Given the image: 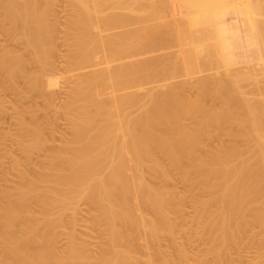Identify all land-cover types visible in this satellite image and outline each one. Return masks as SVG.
Masks as SVG:
<instances>
[{
    "label": "bare ground",
    "instance_id": "1",
    "mask_svg": "<svg viewBox=\"0 0 264 264\" xmlns=\"http://www.w3.org/2000/svg\"><path fill=\"white\" fill-rule=\"evenodd\" d=\"M57 1L0 0L2 30L9 41L24 44V52L29 54L24 58L20 48L18 53L10 47L1 50L0 72L6 73L11 84H5L13 89L18 87V77L26 79L32 90L56 87L60 73L54 76L49 65L60 35L55 21ZM167 1L154 0L139 16L132 14L134 0L67 1L64 45L68 53L62 62L64 69L68 67L63 69L65 73H70V87L60 105L62 111L51 105L56 92H43L50 93L46 100L67 120L70 134L60 139L59 146L50 143L57 147L52 145L55 149L50 150L37 119H18L26 153L34 149L44 152L46 143L50 152L45 154L47 161L31 172L20 159L13 162L12 172L16 171L19 180L11 189H2L0 253L5 251L20 264H142L140 256L132 252L136 250L133 240L139 236L143 240L139 250L149 256L147 264H154L155 259L175 264L160 248L159 239L175 228L176 215H182L184 206L182 199L175 202L169 189L149 181V177L170 178L158 154L169 160L184 181L209 193L208 199L199 195L194 200L201 229L212 241L215 232H220L222 242L215 249L219 259L253 225L264 233V99L252 103L243 98L241 104L233 94L235 83L226 77H200L196 100L183 94L186 83L169 81L178 77L180 67L176 60L175 64L166 62L168 66L167 56L165 60L159 53L170 22ZM222 3L217 0L214 4ZM195 57H200L199 52ZM30 63H38L42 71H29ZM139 92L145 93L147 102H142ZM213 99H220V105L215 100V105H209ZM240 107L245 115H240ZM25 109L33 113V109ZM186 118H192L194 124L187 125ZM224 121L240 128L228 132L230 141L221 140L208 148L204 139L225 132ZM82 199L97 208V221L105 222L109 229L107 242L93 255L94 260L80 247L75 229L68 232L66 249L56 244L57 227L67 226L69 231L71 221L72 230ZM57 207H72L67 224L61 212L54 211ZM155 244L159 249L149 253Z\"/></svg>",
    "mask_w": 264,
    "mask_h": 264
},
{
    "label": "rangeland",
    "instance_id": "2",
    "mask_svg": "<svg viewBox=\"0 0 264 264\" xmlns=\"http://www.w3.org/2000/svg\"><path fill=\"white\" fill-rule=\"evenodd\" d=\"M58 1L56 3H58L59 6H57L58 4H55V8L57 10L55 21H57V24H59L58 28H60V31L58 28L57 29L60 35H58L59 33L57 31L58 34L56 33V35L58 36L56 37L55 41L57 53L52 58L53 62L49 65V67L52 66V69H50L52 70V72H54V76H59V73L60 76L62 75L61 73L65 74L64 78H60V76L58 77L60 78L59 81L57 78L59 87L57 86V83L55 84L56 87L54 86L55 88L52 87L53 92H56V96H53L55 97V102H53L54 104L51 105L52 107L53 105H56V107L53 108L59 109L61 108L60 105H63V103L65 102L64 100H66V89L67 91H69L68 88L70 87V79L68 76L70 73H65L68 67L64 69L63 66V59H67L66 53H68L66 47L67 45L64 43V39L66 36L64 26L69 17L68 9L70 6L68 5L69 3L67 4V1L69 0ZM153 1L154 0H134L133 6L135 7V10L132 12V14L134 16H139V14L141 15L144 11L143 9L149 8L150 3ZM168 1L165 6L167 7L168 5V9H165L169 13L167 14L170 15V22L169 26H167L166 29L167 32L164 34L165 36L163 41V49H161L159 53H163L161 54L165 60L167 56L168 60L165 61V63L170 62V64H175L177 62L176 65L178 64L180 67V70L177 74L178 77L169 79V81H174L176 83H186L187 89L184 90L185 92L183 91V94H186L185 96H190L191 99L196 100L198 98L199 90L197 81L200 77H226L231 79L235 83V91H233V94H235L234 96L237 101L241 102L244 99L250 98V101H252V103H255L259 102V100L264 99V0H226L227 4L224 3V0H220V3H223L222 6L218 7V4L215 5L217 0H197L198 6L195 4L196 0H188L189 4L193 3V6L191 4L190 6L186 4L187 0ZM184 1L186 2L184 3ZM205 1H207L208 3ZM211 3L215 6H213ZM146 4H148V6H146ZM210 4L211 6H209ZM65 5L68 6L66 7ZM195 6L197 7L195 8ZM138 8H140L141 10H138ZM0 19L2 18L0 17ZM56 19H58L59 21ZM2 29L3 28L0 29V48H2L0 49V53L1 50L3 51V49L9 47V49H14V51L18 53V50L20 48L19 52L21 53L19 54L23 53V55H25L24 58H26L29 54L27 55L28 52H24V44L21 43L22 45L20 44V47L17 46L18 41H15L16 39H13V42H11L12 40L9 41V36H7L6 34L7 32L5 33V31ZM2 32H4L5 34H2ZM3 35L6 36L4 37ZM3 39L4 41H2ZM16 42L17 44L15 45ZM1 45H4V48L1 47ZM195 52H199L200 57H195ZM64 55L66 57H64ZM65 63H67V61ZM183 63L184 65L186 64L188 66H184ZM30 64L31 67L29 66V71H42V68H39L40 66H38V63H34L35 65H33L32 63ZM166 64L168 66H171L169 63ZM52 72L50 71V73ZM0 75V102L4 103L3 105L1 104L2 106L0 105L1 201L2 189H11L18 183L19 180L15 173L16 171L12 172L14 170V160L16 158L20 159L22 163L27 166L25 167L30 172L33 171L37 165L47 161L46 152H50L47 151V149H49V146L51 145L50 150L54 147L57 148L54 144H57V146H59V144L62 143V140L60 139H63L64 135L66 136L70 134L68 133L70 130L68 129V125H66L67 120L64 119V116H61L62 114L59 111L61 109H57L58 111L53 109L51 105L48 104V99L46 100V96H48L52 90L46 91L47 89L45 90L43 88L46 92H50L48 95L46 94V92H43V89V91L32 90L27 80L23 77V79L21 77H18V79L16 78V80L20 83L16 81L17 84L15 85H18V87H16L17 89H13L12 86L9 85V87L7 85L10 82L8 81V83L6 80L8 79L6 78V73L4 74V72H0ZM6 82L7 84H5ZM189 84H191L192 86H190ZM54 89L56 91H54ZM17 90L19 91L17 92ZM139 95L143 103L147 102V97L144 92H139ZM214 100L215 99H213V101L210 100V103L208 104L215 105V103H217V106H219L221 100L217 99L215 100V103ZM207 102H209V99ZM140 105L141 104H139L137 108H139ZM25 107H28V110L29 108L33 109V113H30V110V112H28L27 109H25L24 111L23 109ZM130 108H132V110H138L137 108ZM130 108L128 107V110ZM24 112L26 114H24ZM239 113L240 115L246 114L242 107L239 108ZM22 114H24V116H22ZM20 117H25L24 120L26 122L32 121L31 118L37 119L36 121L40 123L39 125L41 130L43 128L42 133L44 131V137L47 136L45 138H48L47 142L49 144L54 142L55 143L48 145V147L46 146V143V145L44 146L46 147V149H44V147L42 148L44 152H41L40 149L39 152L37 151V149H34L31 153H26L25 146L22 143L24 138L22 139L23 136L19 132L21 130H18V119H20ZM185 122L189 126H192L194 124V120H192V118H186ZM224 126L226 127V131L222 134L214 132L210 137H206L204 139L205 145L208 148L216 146L217 143L221 140H224L225 142L230 141L232 137L228 134V132H230V130L232 129L236 130L240 128L239 124H231L229 121H224ZM54 130L56 131V133ZM16 135H21V139H16ZM26 138L28 139V137ZM50 138L52 139V142ZM22 144L24 146V149L22 148ZM52 145L54 147H52ZM158 156L160 161L167 169L170 178L169 180H164L161 177H149V181L151 183H155L159 186L169 189L176 197V199H174L175 202L177 203L179 199H182V204L184 206H182L183 209L180 213L183 216H180L179 214L176 215L177 218L175 220V228L170 232H164L159 239V245H161L160 248L165 251L166 257L170 258V260L172 259L175 264H177L179 261L180 263L183 262L182 264H264V233L261 232L262 230L258 225H253L251 229L243 233L242 238L238 241L239 244L237 243L228 245V254L225 255L222 259H219L217 257L215 249L218 248L222 242L220 238V232H215L216 239L212 241L209 238L208 234H206V232L201 229L198 223L196 212L197 209L194 200L195 197L199 195L204 199H208L210 196L209 193L201 191L195 186L190 185L189 183L184 181L180 172L172 167L166 157L159 154ZM212 209L215 210L214 207H212ZM54 211L59 215L62 214L64 216L63 218L64 221H66V224L72 218V207H66V209L57 207ZM59 212H61V214ZM97 214V208L94 207V205H92L88 200L82 199L78 203L77 220L75 222L76 224H74L75 226L73 225L72 230H70V227L72 225L71 221L69 222L71 225L67 224L69 227V231L65 228L67 226L57 227V246L61 249H66L70 242V234H68V232L75 229L77 241L79 240L78 242H81V244L79 243L80 247L82 246L81 248L84 250V252H86L87 250V254L90 256L92 255V260H94L93 258L95 257V254H97V252L105 246L109 235L108 226L101 220L97 221ZM136 238L133 240V247H135L136 250L138 248V251L134 249L135 251L132 252L137 256H140V258L142 259V264H147V259L149 256L144 253V251L139 250V245L143 242V240L139 238V236H137ZM159 245L155 244V246H150L148 252L151 254L155 253L156 249H159L157 247ZM182 249H184V251L186 252L185 257L182 256ZM180 259L183 261H181ZM202 259L205 260V262ZM161 263V260L155 259L154 264ZM0 264L20 263L16 259L10 257L5 251H3L0 253Z\"/></svg>",
    "mask_w": 264,
    "mask_h": 264
}]
</instances>
